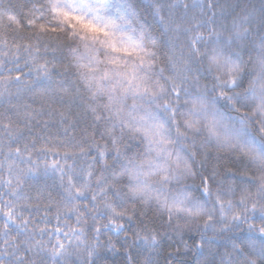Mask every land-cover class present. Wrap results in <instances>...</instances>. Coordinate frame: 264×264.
<instances>
[{
  "label": "snow or ice",
  "instance_id": "1",
  "mask_svg": "<svg viewBox=\"0 0 264 264\" xmlns=\"http://www.w3.org/2000/svg\"><path fill=\"white\" fill-rule=\"evenodd\" d=\"M102 250L264 264V0H0V264Z\"/></svg>",
  "mask_w": 264,
  "mask_h": 264
},
{
  "label": "trees",
  "instance_id": "2",
  "mask_svg": "<svg viewBox=\"0 0 264 264\" xmlns=\"http://www.w3.org/2000/svg\"><path fill=\"white\" fill-rule=\"evenodd\" d=\"M135 2V0H134ZM144 3L147 2V0H143ZM251 2L258 4L259 0H251ZM51 183V181H49ZM55 194V193H54ZM107 239L106 236L101 237V242L105 241ZM167 251H175V248H169ZM183 248L181 247V253H183ZM102 255L105 257V260L107 261V264H121V256L119 254L109 252L107 250H102ZM186 259H191V254H189Z\"/></svg>",
  "mask_w": 264,
  "mask_h": 264
}]
</instances>
